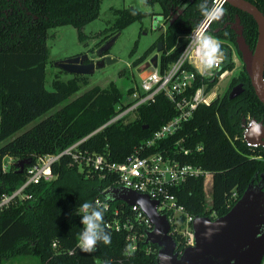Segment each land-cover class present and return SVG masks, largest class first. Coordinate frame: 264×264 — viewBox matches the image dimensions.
<instances>
[{
    "label": "trees",
    "instance_id": "1",
    "mask_svg": "<svg viewBox=\"0 0 264 264\" xmlns=\"http://www.w3.org/2000/svg\"><path fill=\"white\" fill-rule=\"evenodd\" d=\"M247 1L264 14V0ZM200 2L146 0L147 4H158L163 23L154 43L132 65H139L151 55L157 42L161 43L159 68L174 61L183 47L182 35L189 33L202 19L198 10ZM99 3L100 0H0V198L19 187L24 181L25 169L36 156L61 151L92 133L116 113L122 94L111 81L104 88L95 85L72 98L69 96L78 90L80 83H86L85 75L72 74L66 80L56 75L50 81L51 89L44 88L47 30L71 25L76 29L77 39L85 41L88 36L81 27L97 17ZM222 5L229 17L238 15L244 38L252 49L256 39L252 18L226 2ZM111 12V25L95 34L97 48L147 14L131 6L111 9ZM216 24H211L207 32L221 41L226 53L221 69H230L233 63L227 42H233V33L228 29L214 32ZM133 50L134 46L130 52ZM107 53L108 50L93 57ZM236 53L239 56V52ZM81 54L83 52L72 56ZM238 82L243 88L240 94L228 99L226 91L208 105H198L190 119L168 140L183 138L180 144L189 147L190 152L179 159L211 173L207 204L201 176L187 177L171 189L177 202L193 217L212 219L223 215L247 184L258 182L260 175L264 188V147L245 145L240 128L241 118L246 116L264 122V106L255 97L243 66L229 86ZM173 114L172 104L162 93H157L151 101L137 106L133 119L105 125L87 136L80 147L94 153L106 151L110 161H122ZM35 119L38 120L24 128ZM197 145L201 146L199 150H195ZM5 157L11 162L4 169ZM20 160L24 162L21 172L15 165ZM51 171L54 177L49 181L40 180L22 190L28 197L13 196L0 207V264L27 254L36 255L39 264H105V261L156 264L157 247L145 244L141 237L136 240L135 249L128 251L125 230L106 229L111 233L110 245L101 242L96 252H81L77 243L83 225L81 217L75 214L76 209L95 197L104 200L102 192L116 186L114 178L81 171L69 164L65 155L51 165ZM108 203L131 216L130 207L124 203ZM173 239L177 242L176 237ZM52 242L56 248L51 247Z\"/></svg>",
    "mask_w": 264,
    "mask_h": 264
},
{
    "label": "built area",
    "instance_id": "2",
    "mask_svg": "<svg viewBox=\"0 0 264 264\" xmlns=\"http://www.w3.org/2000/svg\"><path fill=\"white\" fill-rule=\"evenodd\" d=\"M201 20L187 35L182 36L184 42L178 57L160 69L157 55L156 65L152 71L145 73L142 77L139 76V88L136 85L128 87L130 91L127 94V99H121L120 103L116 105V113L90 134L116 120L129 121L133 119L137 106L151 101L157 93H162L174 109V114L166 122L155 129L149 137L141 140L133 148V151L119 162L110 161L106 156V151L94 153L81 148L80 144L90 134L71 143L59 152L36 156L34 162L25 169L24 181L19 187L10 195H3L0 198V207L13 196L28 197L22 193L26 186L40 180L49 181L52 179L54 175L51 165L60 156L65 155L69 159V164L76 165L81 171L96 172L99 176H113V183L116 186L127 187L156 200V211L163 214L168 222V235L177 238V242L173 239L174 250L181 252L184 247L192 245L191 222L193 216L189 215L184 207L177 202L171 189L187 177L196 176H201L202 185L207 182L210 188L211 173L179 159V156L190 152L189 147L180 144L183 138L171 142L168 140L190 119L198 105H208L215 98L209 85L213 83L214 79H222L228 70L227 68L221 69L224 59L211 71L202 72L200 70L198 50L186 37L197 30ZM244 118L245 125L248 126L250 117ZM244 131L245 128H242L241 140L245 145L251 146L243 139ZM200 148V145L195 146V150ZM92 202L106 205L104 221L107 230L116 232L125 230L127 232L128 251H133L136 247V240L144 238L145 232L151 229V224L135 205H127L131 209L129 217L122 211L123 209L111 207L107 201L99 197H95ZM141 229L143 232L140 231ZM51 247L56 248L55 242L51 243Z\"/></svg>",
    "mask_w": 264,
    "mask_h": 264
},
{
    "label": "water",
    "instance_id": "3",
    "mask_svg": "<svg viewBox=\"0 0 264 264\" xmlns=\"http://www.w3.org/2000/svg\"><path fill=\"white\" fill-rule=\"evenodd\" d=\"M233 8L248 14L256 26V39L252 49L245 43L241 34L238 18H235L234 32L236 48L249 84L257 100L264 106V15L247 0H221ZM117 34L110 37L98 48L91 57L86 53L64 58L56 63L58 69L69 74L87 75L94 68L104 63L116 61L108 55L94 58L106 52ZM156 52L144 61L139 69L145 73L151 72L156 65L157 52L161 51V43H156ZM93 58V60H89ZM137 71H139L137 69ZM241 83L233 85L227 92L232 99L242 92ZM143 126L142 128H145ZM240 128H245L243 139L251 146L264 147V122L250 118L245 125L241 118ZM23 161L15 165L19 172L23 169ZM111 199L106 200V195ZM105 201L123 202L128 206H137L148 222L151 229L145 232L143 242L157 247L156 264H260L264 255V189L262 175L256 183L247 184L240 197L221 216H194L191 227L193 244L184 247L181 252L174 250L175 242L168 235V222L163 214L156 211L157 201L143 193H138L124 186L108 187L102 192Z\"/></svg>",
    "mask_w": 264,
    "mask_h": 264
},
{
    "label": "rangeland",
    "instance_id": "4",
    "mask_svg": "<svg viewBox=\"0 0 264 264\" xmlns=\"http://www.w3.org/2000/svg\"><path fill=\"white\" fill-rule=\"evenodd\" d=\"M129 6L135 7L147 14L140 21H134L124 27L117 34L106 54L115 58L116 61L108 64L104 63L100 67L94 68L90 74L85 75L86 83H80L78 90L69 96V98L95 85L104 88L110 81L113 82L116 88L121 92L122 100L127 99V94L129 93L128 87L136 85L139 88V76H144L145 71L143 69L139 70V65L133 66L132 62L148 46L154 43L160 32L161 24L163 23L158 4L153 3L150 5L146 3V0H100L97 17L81 27V31L88 36L83 42L77 39L76 29L71 25L49 28L45 39L48 54L45 64L44 88L46 90L51 89L50 81L56 75L61 80L70 78L72 74L64 71L62 72L61 70L59 71L56 63L80 52L86 53L87 56L94 53L97 48L95 43L98 40V37L95 35L96 32L108 28L112 23L113 14L111 9ZM133 46L134 50L131 53L130 51L133 49ZM155 52L156 50L154 49L151 55ZM158 53L159 52H157V55ZM151 55L144 61L148 60ZM90 59L93 60V58ZM231 62L233 65L230 69L228 68L227 74L220 80L214 79L213 83L209 85L215 97L217 95L221 96L223 93H226V91L228 92L231 79L241 69L242 63L238 55L233 54ZM137 69L139 70L138 72ZM38 119L27 124L24 128L29 127ZM10 162V158L5 157L3 160L4 168H6ZM209 190L210 188L207 182H205V184L202 185V191L206 204L209 203ZM4 264H39V260L36 255L32 254L18 255L5 260Z\"/></svg>",
    "mask_w": 264,
    "mask_h": 264
},
{
    "label": "clouds",
    "instance_id": "5",
    "mask_svg": "<svg viewBox=\"0 0 264 264\" xmlns=\"http://www.w3.org/2000/svg\"><path fill=\"white\" fill-rule=\"evenodd\" d=\"M198 10L202 20L197 30L186 37L198 50V62L202 72L211 71L216 68L222 59H226L221 43L212 35L207 33V28L214 22L220 21L226 14L221 0H201ZM106 200L111 195H106ZM106 205L85 201L76 209L75 214L81 217L82 231L79 233L77 248L84 253H94L97 245L111 244V233L105 228L104 216ZM105 264H111L105 261Z\"/></svg>",
    "mask_w": 264,
    "mask_h": 264
},
{
    "label": "flooded vegetation",
    "instance_id": "6",
    "mask_svg": "<svg viewBox=\"0 0 264 264\" xmlns=\"http://www.w3.org/2000/svg\"><path fill=\"white\" fill-rule=\"evenodd\" d=\"M260 11V10H259ZM261 12V11H260ZM262 13V12H261ZM263 14V13H262ZM264 15V14H263ZM238 18V24L241 26V34H242V37L244 38V35H243V26H242V24H241V22H240V19H239V17H238V15L237 14H233L232 15V17H229V15L226 13L224 16H223V18L220 20V21H218V22H216L217 24H216V27L213 29L214 30V32H216L217 30H225V29H228V30H230L231 31V33H233V35H232V38H233V42L232 41H229V42H227L228 43V45H229V49H230V53H231V55L233 56V54L235 55H237V53H236V51H238L237 50V48H236V43H235V37H236V34H235V32H234V28H235V26H234V22H235V18ZM217 39V38H216ZM218 40V39H217ZM219 42H221L220 40H218ZM244 41H245V43L247 44V42H246V40H245V38H244ZM101 44H103V43H101ZM100 44V45H101ZM248 45V44H247ZM249 46V45H248ZM84 53V52H83ZM92 54L93 53H91L88 57H90V56H92ZM231 56V57H232ZM239 58H240V54H239ZM90 59V58H89ZM91 60V59H90ZM263 72H264V68H263ZM239 83V82H238ZM235 84H237V83H234V84H232L231 86H228V91H229V89L233 86V85H235ZM264 189V188H263ZM260 264H264V255H263V258H262V260H261V263Z\"/></svg>",
    "mask_w": 264,
    "mask_h": 264
},
{
    "label": "crops",
    "instance_id": "7",
    "mask_svg": "<svg viewBox=\"0 0 264 264\" xmlns=\"http://www.w3.org/2000/svg\"><path fill=\"white\" fill-rule=\"evenodd\" d=\"M143 64V62L141 64H139V67Z\"/></svg>",
    "mask_w": 264,
    "mask_h": 264
}]
</instances>
